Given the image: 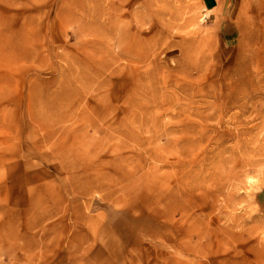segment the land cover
Masks as SVG:
<instances>
[{
  "label": "rangeland",
  "instance_id": "rangeland-1",
  "mask_svg": "<svg viewBox=\"0 0 264 264\" xmlns=\"http://www.w3.org/2000/svg\"><path fill=\"white\" fill-rule=\"evenodd\" d=\"M0 264H264V0H0Z\"/></svg>",
  "mask_w": 264,
  "mask_h": 264
}]
</instances>
